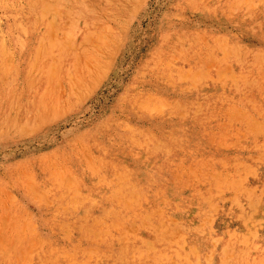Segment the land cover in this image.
Returning a JSON list of instances; mask_svg holds the SVG:
<instances>
[{"label": "rangeland", "instance_id": "rangeland-1", "mask_svg": "<svg viewBox=\"0 0 264 264\" xmlns=\"http://www.w3.org/2000/svg\"><path fill=\"white\" fill-rule=\"evenodd\" d=\"M175 263L264 264V0H0V264Z\"/></svg>", "mask_w": 264, "mask_h": 264}, {"label": "bare ground", "instance_id": "bare-ground-1", "mask_svg": "<svg viewBox=\"0 0 264 264\" xmlns=\"http://www.w3.org/2000/svg\"><path fill=\"white\" fill-rule=\"evenodd\" d=\"M2 47V46H1ZM234 86V85H233ZM256 234V233H255ZM252 241V240H251ZM245 243V242H244ZM256 245V244H255ZM162 249V248H161ZM161 256V255H160ZM160 258V257H159ZM138 261V260H137ZM176 264V263H175ZM181 264V263H180ZM247 264V263H246Z\"/></svg>", "mask_w": 264, "mask_h": 264}]
</instances>
